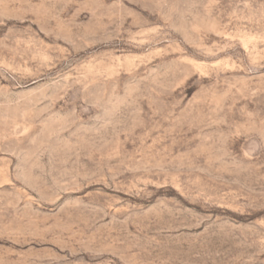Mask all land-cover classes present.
<instances>
[{
  "label": "rangeland",
  "instance_id": "1",
  "mask_svg": "<svg viewBox=\"0 0 264 264\" xmlns=\"http://www.w3.org/2000/svg\"><path fill=\"white\" fill-rule=\"evenodd\" d=\"M0 264H264V0H0Z\"/></svg>",
  "mask_w": 264,
  "mask_h": 264
}]
</instances>
